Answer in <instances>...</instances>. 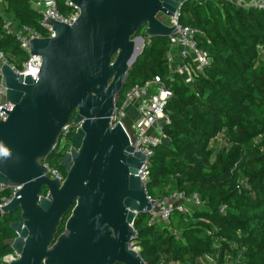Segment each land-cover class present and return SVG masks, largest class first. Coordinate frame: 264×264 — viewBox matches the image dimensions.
Segmentation results:
<instances>
[{
  "label": "water",
  "instance_id": "95a60500",
  "mask_svg": "<svg viewBox=\"0 0 264 264\" xmlns=\"http://www.w3.org/2000/svg\"><path fill=\"white\" fill-rule=\"evenodd\" d=\"M70 1L79 17L70 25L48 18L54 36L30 41L31 55L42 58L35 80L8 64L1 69L14 107L0 110L8 116L0 120V185L20 188L1 210L20 211L21 219L10 224L13 253L1 261L146 264L131 248L137 215L154 203L138 176L146 156L119 122L111 127V117L146 38L175 37L170 18L188 0ZM72 119L80 126L60 161L67 172L61 181L45 161Z\"/></svg>",
  "mask_w": 264,
  "mask_h": 264
},
{
  "label": "trees",
  "instance_id": "16d2710c",
  "mask_svg": "<svg viewBox=\"0 0 264 264\" xmlns=\"http://www.w3.org/2000/svg\"><path fill=\"white\" fill-rule=\"evenodd\" d=\"M0 6V49L20 69L28 54L6 34L5 23L11 19L45 34L42 17L30 0H1ZM60 9L68 12L63 5ZM179 14L181 26L200 32L198 45L210 63L187 85L170 66L171 39L146 38L143 29L145 47L120 97L155 78L173 92L165 108V140L151 158L147 192L159 199L180 191L205 204H186L190 214H174L171 224L179 235L161 223L150 225L149 214L137 215L141 257L146 264H203L205 255L217 257L218 264H264V10L239 8L229 0H188ZM74 132L63 134L45 161L64 178L67 172L59 164L73 147ZM12 194L0 191V204ZM19 220L20 211L0 219V258L13 253L9 241L16 234L10 224Z\"/></svg>",
  "mask_w": 264,
  "mask_h": 264
},
{
  "label": "built area",
  "instance_id": "2783aa9c",
  "mask_svg": "<svg viewBox=\"0 0 264 264\" xmlns=\"http://www.w3.org/2000/svg\"><path fill=\"white\" fill-rule=\"evenodd\" d=\"M236 7L239 8H254L264 10V0H229ZM1 2V0H0ZM31 6L41 15V25L45 30V34L36 32L28 26H17L11 19H8L5 23V32L9 36H14L19 43L21 49L28 54L27 60L22 63V68H17L14 65L8 63L6 53L0 49V110L2 107L9 111H12L14 105L9 103L6 99V88L2 83L1 69L4 64L10 65L16 73L30 75L34 80L38 74V71L42 64V58L40 56L31 55L30 41L33 38H47L53 37V29L45 23L48 18H54L55 21L70 25L79 17V9L70 0H30ZM60 5L68 10L66 14H63L60 9ZM176 14V17L172 19L176 23L178 28L177 34L171 37V49L176 47L180 48L179 56L183 61V66L175 72H178L184 78V82L187 85H192L196 77L197 72L202 70L210 63L208 56L200 49L197 41L199 31L191 27H183L179 23L180 14ZM171 58L169 57V63L172 67ZM173 92L169 90L163 80L155 78L144 84H135L130 89H127L121 98L120 95L116 98V107L111 117V127H115L118 122L126 132L131 146L134 147L135 152H141L146 156L144 166L139 170L138 176L147 185L150 178V163L151 158L155 154V149L165 140L162 134V127L169 123V117L165 113V108L168 102L173 98ZM120 102V104H118ZM7 115L0 112V120H6ZM71 123L66 126L63 134L67 136L71 134L73 129L75 131L80 125ZM128 125L133 134L127 130ZM51 177L58 178L63 181L65 178L56 170L51 169ZM11 189L12 196L4 197L0 204V219L4 217V212L1 208L5 207L14 197L16 192L20 189L6 188L0 185V191ZM149 195V194H148ZM151 201H154L153 208L149 212L150 221L149 224L161 223L167 226L173 234L179 235L178 228H174L171 224L172 218L176 212H181L184 215L190 214L189 208L186 204L203 206L205 203L197 196L188 198L184 192L173 191L169 195L159 199H153L149 196ZM221 213L226 215V208H221ZM131 244V248L140 252L136 239ZM0 264H6L1 261ZM218 258L212 255H205L203 264H218ZM239 261H237L238 263ZM233 261L226 262L225 264H237ZM159 264H178L167 263L162 260Z\"/></svg>",
  "mask_w": 264,
  "mask_h": 264
},
{
  "label": "crops",
  "instance_id": "0c3cea01",
  "mask_svg": "<svg viewBox=\"0 0 264 264\" xmlns=\"http://www.w3.org/2000/svg\"><path fill=\"white\" fill-rule=\"evenodd\" d=\"M180 48L176 47L172 51L169 52V57L171 58L172 63V70L178 71L183 66V61L180 59L179 56Z\"/></svg>",
  "mask_w": 264,
  "mask_h": 264
},
{
  "label": "rangeland",
  "instance_id": "374dc122",
  "mask_svg": "<svg viewBox=\"0 0 264 264\" xmlns=\"http://www.w3.org/2000/svg\"><path fill=\"white\" fill-rule=\"evenodd\" d=\"M0 11H2V6H0ZM170 20H172L171 18H170ZM141 37H144V35H140ZM143 47L141 46V49H142ZM172 51V50H171Z\"/></svg>",
  "mask_w": 264,
  "mask_h": 264
},
{
  "label": "flooded vegetation",
  "instance_id": "af4514ba",
  "mask_svg": "<svg viewBox=\"0 0 264 264\" xmlns=\"http://www.w3.org/2000/svg\"><path fill=\"white\" fill-rule=\"evenodd\" d=\"M20 221V220H19ZM116 264H121V263H116Z\"/></svg>",
  "mask_w": 264,
  "mask_h": 264
}]
</instances>
